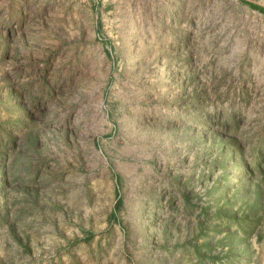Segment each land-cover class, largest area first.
I'll use <instances>...</instances> for the list:
<instances>
[{
    "label": "rangeland",
    "instance_id": "obj_1",
    "mask_svg": "<svg viewBox=\"0 0 264 264\" xmlns=\"http://www.w3.org/2000/svg\"><path fill=\"white\" fill-rule=\"evenodd\" d=\"M255 1L0 0V264H264Z\"/></svg>",
    "mask_w": 264,
    "mask_h": 264
},
{
    "label": "trees",
    "instance_id": "obj_2",
    "mask_svg": "<svg viewBox=\"0 0 264 264\" xmlns=\"http://www.w3.org/2000/svg\"><path fill=\"white\" fill-rule=\"evenodd\" d=\"M252 6H254V7H256V8H258V9H260V10H262V11H264V7L263 6H261V5H257V4H255V3H250ZM259 150H260V148L258 149V152L257 153H259ZM119 203V202H118Z\"/></svg>",
    "mask_w": 264,
    "mask_h": 264
},
{
    "label": "water",
    "instance_id": "obj_3",
    "mask_svg": "<svg viewBox=\"0 0 264 264\" xmlns=\"http://www.w3.org/2000/svg\"><path fill=\"white\" fill-rule=\"evenodd\" d=\"M250 1H252V2H256L255 0H250ZM256 3H258V2H256Z\"/></svg>",
    "mask_w": 264,
    "mask_h": 264
}]
</instances>
